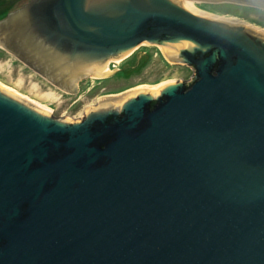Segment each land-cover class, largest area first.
<instances>
[{
  "label": "water",
  "instance_id": "1",
  "mask_svg": "<svg viewBox=\"0 0 264 264\" xmlns=\"http://www.w3.org/2000/svg\"><path fill=\"white\" fill-rule=\"evenodd\" d=\"M200 1L264 11L33 0L0 22V46L70 94L143 44L196 74L79 121L0 87V264H264V32Z\"/></svg>",
  "mask_w": 264,
  "mask_h": 264
},
{
  "label": "rangeland",
  "instance_id": "2",
  "mask_svg": "<svg viewBox=\"0 0 264 264\" xmlns=\"http://www.w3.org/2000/svg\"><path fill=\"white\" fill-rule=\"evenodd\" d=\"M33 0H0V22L5 21L9 14L23 9ZM207 9L219 15L238 16L241 21L264 31V11L234 2H207ZM158 45H147L135 49L132 55L126 56L118 66L117 72L102 86L93 87L90 77L77 83V92L70 94L54 86L46 78L35 72L28 65L0 46V66L12 63L10 84L22 79L21 91L29 95L33 85H38V92L46 95L55 92L60 101L54 105L51 116L53 119L68 117L73 121L83 119L84 112L93 106L96 100L105 95H117L140 85H158L165 81L188 83L194 76L192 68L172 63L162 54Z\"/></svg>",
  "mask_w": 264,
  "mask_h": 264
},
{
  "label": "bare ground",
  "instance_id": "3",
  "mask_svg": "<svg viewBox=\"0 0 264 264\" xmlns=\"http://www.w3.org/2000/svg\"><path fill=\"white\" fill-rule=\"evenodd\" d=\"M204 3H207V2H203V1H200L199 2V6L203 9H205L206 11L214 14V15H217V16H222V17H228V18H232V19H236V20H239L241 21L239 18H237L238 16L236 17H232V16H229V15H219V14H215L213 11H210L209 9H207L203 4ZM247 24V23H246ZM249 25V24H247ZM251 26V25H250ZM252 27H255V26H252ZM257 28V27H255ZM258 30L264 32L263 30H261L260 28H257ZM143 46H147V45H141L139 46L138 48L136 49H140L142 48ZM6 50V49H5ZM134 51V50H133ZM132 51V52H133ZM131 52V53H132ZM162 54L163 56L165 57V53L162 51ZM132 55V54H129V56ZM128 56V57H129ZM128 57H125L123 58L119 64L122 63V61ZM167 57V56H166ZM118 64V66H119ZM12 63H8L7 65H3V66H0V87L23 98L25 101H27L28 103L36 106V107H39L45 111H48L50 113H52V110L54 108V105L56 103H58L60 101V97L58 96V94H56L55 92H49L47 93L46 95H42L38 92V85H33L32 88L29 90V95L28 94H25L21 91L22 89V79L21 80H18L17 83L15 84H10V81H11V66ZM110 77L108 78H104V79H97V78H92L90 77V80H91V85L93 87H98V86H102L104 83L107 82V80L109 79ZM50 82V81H49ZM52 83V82H50ZM53 84V83H52ZM169 84H173V81L172 82H169V81H165L161 84H158V85H151V84H144V85H140L136 88H133L131 90H128L126 91L125 93H122V94H117V95H105V96H101L99 97L95 104L93 106H95L94 108H96L99 104L100 101H102L103 99L105 98H110V97H115V96H119V95H124L132 90H135L137 88H140V87H161V86H165V85H169ZM54 85V84H53ZM56 86V85H54ZM57 87V86H56ZM59 88V87H58ZM90 109V108H89Z\"/></svg>",
  "mask_w": 264,
  "mask_h": 264
},
{
  "label": "flooded vegetation",
  "instance_id": "4",
  "mask_svg": "<svg viewBox=\"0 0 264 264\" xmlns=\"http://www.w3.org/2000/svg\"><path fill=\"white\" fill-rule=\"evenodd\" d=\"M199 58H200L199 55H196V57H195L193 60L196 61V60H198ZM182 59H184V58H182ZM184 66H186V65H184ZM189 67H190V66H189ZM190 68H192V67H190ZM195 76H196V74H195ZM195 76H194V78H195ZM156 104H157L156 102L152 103V104H151V107L153 108Z\"/></svg>",
  "mask_w": 264,
  "mask_h": 264
}]
</instances>
